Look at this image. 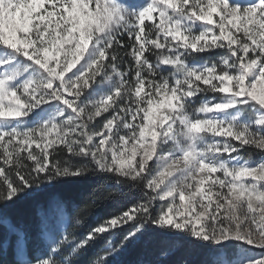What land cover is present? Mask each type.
<instances>
[{
    "label": "snow or ice",
    "instance_id": "6c2138e0",
    "mask_svg": "<svg viewBox=\"0 0 264 264\" xmlns=\"http://www.w3.org/2000/svg\"><path fill=\"white\" fill-rule=\"evenodd\" d=\"M0 264H264V0H0Z\"/></svg>",
    "mask_w": 264,
    "mask_h": 264
}]
</instances>
